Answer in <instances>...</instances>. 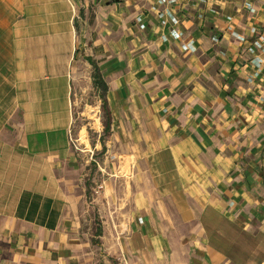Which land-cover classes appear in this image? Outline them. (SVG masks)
I'll return each mask as SVG.
<instances>
[{
	"label": "crops",
	"instance_id": "1",
	"mask_svg": "<svg viewBox=\"0 0 264 264\" xmlns=\"http://www.w3.org/2000/svg\"><path fill=\"white\" fill-rule=\"evenodd\" d=\"M256 28L264 0H0V264H81L63 184L79 33L108 86L119 172L149 177L127 213L128 257L264 264Z\"/></svg>",
	"mask_w": 264,
	"mask_h": 264
},
{
	"label": "rangeland",
	"instance_id": "2",
	"mask_svg": "<svg viewBox=\"0 0 264 264\" xmlns=\"http://www.w3.org/2000/svg\"><path fill=\"white\" fill-rule=\"evenodd\" d=\"M88 40L89 37L85 39L79 33L81 54L75 62V119L71 133L73 159L65 167L63 182L81 222L85 247L79 261L81 264H151L147 258L141 260L138 253L129 252L128 257L124 238L129 231L127 213L129 216L132 213L137 192L141 185L149 184V177L136 175L139 169L133 164L128 174L119 172L125 168L120 165L123 155L112 156L110 133L104 132L105 112L94 86L93 73L90 77V55L84 53V42Z\"/></svg>",
	"mask_w": 264,
	"mask_h": 264
},
{
	"label": "trees",
	"instance_id": "3",
	"mask_svg": "<svg viewBox=\"0 0 264 264\" xmlns=\"http://www.w3.org/2000/svg\"><path fill=\"white\" fill-rule=\"evenodd\" d=\"M89 62L93 65L94 71H93V79H94V86L97 89V91L99 92V96L101 98L102 101V108L105 112V120H104V132L105 134H109L110 130H111V112L109 109V104H108V100L106 97L107 94V90H108V86L103 78V75L100 71V68L98 67L97 63L92 60V59H88ZM104 139V135L102 137ZM104 144V143H103ZM105 147V145H103ZM102 230L99 229V234H101Z\"/></svg>",
	"mask_w": 264,
	"mask_h": 264
},
{
	"label": "built area",
	"instance_id": "4",
	"mask_svg": "<svg viewBox=\"0 0 264 264\" xmlns=\"http://www.w3.org/2000/svg\"><path fill=\"white\" fill-rule=\"evenodd\" d=\"M171 1L173 2L174 0ZM253 32L256 34L257 39L254 42V46L251 47H253L257 51H264V30H262V28H256L253 30ZM177 35H180L179 31H177ZM250 50H252V48H250ZM240 59L242 62H245V58L243 56H240ZM260 66L264 68V63L260 64ZM71 139L73 140V138Z\"/></svg>",
	"mask_w": 264,
	"mask_h": 264
}]
</instances>
